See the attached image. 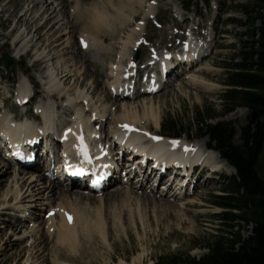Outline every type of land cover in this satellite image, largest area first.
<instances>
[{
    "label": "rangeland",
    "instance_id": "1",
    "mask_svg": "<svg viewBox=\"0 0 264 264\" xmlns=\"http://www.w3.org/2000/svg\"><path fill=\"white\" fill-rule=\"evenodd\" d=\"M25 1L23 0V3H21L18 2V0H0V107H5L7 114L10 115V118L13 119L14 116H19L16 119H20L24 116V113L19 114L17 112H13L19 108L21 100L20 92L22 90L29 91L33 95H39L38 101L34 100L33 103L26 105L22 111H28V109H30V112L32 111L31 113L40 115L39 112H37L38 106H43L45 103H49L55 108L51 107L56 121L59 123L61 121L60 119H62L61 117L65 118L66 114L69 113L68 102L72 98H75L79 102L80 105L77 108L80 109V113L82 115L86 114L88 117L94 109L99 107V111L105 112L103 108L106 107V102L108 101L106 93L108 94L110 92L111 94V89H109L111 86H109V82H111L112 79L109 74L111 73L113 65H118L120 62L119 53L122 51V46L119 42L121 39L128 40L130 36L132 37L135 35L137 41L134 37H132L133 41L139 42L136 49L130 48L127 52L130 53L131 51V58L134 64L127 62L128 60L126 57L124 59L125 64H123L122 67V73H127L126 75H128L130 70H132V67L136 65L138 72L135 76L130 77L128 81L131 82V85L134 84L137 87L139 85L148 84V81L142 76L144 74V70L141 66L151 61L153 57H157L159 54H181L183 46L182 42L186 41V39L190 37V34H192L195 41H198L197 43L200 44V46H205L206 55L203 61H195L196 63L193 62V66L190 65L189 67V65L185 66V64H182V61H178L179 59L172 60L171 65L168 66V68H170V77L167 78V83L163 85V88L157 94H154V96H148L146 94L144 96L137 98L134 97L126 101H116L117 103L123 105L124 109L125 104L134 103V106H137L140 105L137 103H140L143 100L149 101L152 97H155L153 107L156 112H161L159 127L161 135H163L162 123L167 119L174 120L177 121L178 124H183L185 126V130L190 132V137H187V135L184 134L179 138L182 140L186 139L191 144H199L201 147H204L205 144L210 147L211 143L209 138H199L197 136L199 133H197V127L194 124L197 108H199L204 112V114H206V116L214 117V119L209 120V123L211 124H215L217 122L232 123V126L237 132L236 141H240V130L247 123L248 110L238 107L228 115L221 116L219 114H221V112L225 109V106L228 107L222 101L221 95L229 89L226 85V81L230 73L232 65L231 62L233 60H235V62L241 61V58L238 56V52L242 47V41L249 39L248 13L251 15L252 11L255 13L256 10L255 5L252 4L250 0H210L211 4L209 6L202 3V0H198L199 6L195 3L190 8V11L197 12L198 16L194 13H190L187 16L186 21H178L175 16L181 15L186 17L183 14V10L188 4V0H147V3H150V10L153 12L152 14L154 17H151L146 22L144 20L145 17L143 16L145 11L148 10V7L143 8L140 10L138 18L141 22L138 23L134 19H131L125 28L118 22L117 24L119 27L117 26V31H119V33H117V35L109 36L108 41L105 40V42L102 40L103 36H98V39L95 38V40H93L94 46H92V50L87 48L89 54H83L79 51V55H77L74 50H79V46L82 45V25L76 22V25H79V27L75 28L74 23H71L72 17H68L69 15L67 12L69 11V7L67 5L62 9V14L60 15V19L65 17V20L60 22L59 25L61 26L65 23L68 24V29L63 31L65 35L62 40H67L69 37H72L71 39L74 41L70 52L73 56L71 57L76 60V69H79V81L77 80V77H73L72 83L69 84L68 82L66 84V90H62L64 89L62 85L54 87V96L52 97L47 96L50 86L46 85L47 81L43 79V76L46 75L45 73L48 68L53 72L55 71V74L58 75L63 69L58 70L56 66L58 64L59 66L64 65L67 60L70 62V57H66V54H62V47L59 46L60 41L58 43L57 41L54 43L58 46L53 45L57 48L52 52H49L46 47L41 48L40 53L44 52L45 55H49L50 61L40 64L39 66L36 65L35 59L32 55H22L19 57L17 54H19V52L20 55L23 53L21 52V49L14 52L16 43L15 40L17 38L16 35L19 31H14L16 24L13 21L5 22L6 19H4V15H8L6 17L7 19L8 17L10 18V15L13 19L18 18L20 22L18 21L17 25L21 28V30H24L26 28V24H22L23 20H20V15L25 9ZM42 1H44L45 4L47 3L46 5L48 6L47 8L41 7L43 9H48L49 6L51 7L53 5L52 0ZM49 1L51 2L49 3ZM53 1H57L55 4L58 3V7L61 6L60 8L63 7L61 5L62 2L65 4L66 1H68V3L71 4L70 0ZM110 1L115 0H88L87 3L89 4L86 3V5L90 8L89 5H93L92 3L96 2L99 3L100 6H107V3ZM157 4H159L160 10L157 8ZM145 6L146 5H144V7ZM2 8L4 10L3 13H1L3 11ZM110 13L114 18L117 17V13L115 11L113 12V10H111ZM138 24L140 25V28L137 27ZM47 25L48 24H44L42 26L43 29L40 27L38 28L37 33L41 32L40 36L43 32L46 33L48 30ZM257 26H259L258 23ZM62 28H64V26H62ZM137 29L142 30L140 36H137ZM32 30V36H34L35 27H33ZM116 37H118L117 40ZM78 38L80 44L77 42ZM32 45L33 43L29 44L28 48H32ZM112 46H115L116 48H113ZM17 48L19 47H16V50ZM137 51L140 52V58L138 60L135 59ZM13 53L15 54L14 56ZM86 55L90 56L92 61L104 60L102 67L99 68L100 72L103 71L105 74L102 84L98 76L95 77L98 83H95L94 79H91L85 74L86 71L84 66L79 64L78 61ZM4 60L12 61L13 65L7 69L6 64L3 65ZM82 60L83 63H85L84 65L85 68H87L86 70L92 73L91 69L94 68V64L92 65V63H90L89 58H83ZM34 63L36 68L33 67ZM178 66H183V68L180 67L182 69H178ZM203 68L206 69L204 70ZM189 71L190 74H194V76L197 77V80L204 81L208 85H219L220 87L216 86V89L213 90L197 87L190 76L188 79L183 78L184 75L186 76L185 73ZM22 73L27 75L31 74L32 82L30 81L29 83L26 76ZM66 73H68V71ZM63 75L58 76V78H61ZM3 77H8V79L14 77V80L5 81L3 80ZM179 79L180 81L176 83L174 82ZM74 80L78 81L76 83L77 85L74 84ZM21 84H24L27 89H22ZM73 91H76V95L74 97L72 96L74 93ZM92 92H94V94ZM83 94H85L88 99L84 100L85 103L82 102L84 97ZM8 97L12 98L11 104H8V102L5 101ZM110 97L114 98L112 97V94ZM111 101L114 103L115 99ZM112 103H108L107 106L111 107ZM59 104L63 105L61 110L56 109ZM110 107H108V112L107 114L105 113L104 118L105 120L109 117L108 121L106 119L104 125V131L108 136V139H105V141L111 139L113 131L122 127L121 123H124L125 121V112L123 109L122 111H116L115 106H112V108ZM84 110H88V112ZM140 113L142 114L143 110H140ZM28 121L30 123L34 122L35 125L36 123H39L30 116H28ZM97 121H94V124ZM150 125V129L156 131L154 124L151 123ZM100 126L101 124L97 127ZM111 144H114L112 140ZM23 157L29 159L32 157V154H24ZM33 157L40 158V161L43 162V156H39V154L37 156L36 153ZM0 158L5 159L1 151ZM10 164L12 170L16 171L19 169V166L15 165L14 162H10ZM157 171H159V168ZM0 172H3L2 167H0ZM35 172L37 174H41L38 171ZM232 175L234 174H229L226 170H222L219 174L215 175L209 168L206 169V171H203L202 168L195 171L194 178L195 182L198 183L196 189L192 190V188L187 186V199L185 200L179 201L174 200L173 198L170 199L171 203L176 204L178 207L175 205L169 206L168 203L166 204L158 200H156L157 203L155 204L148 202L146 198L142 197L144 191L142 188H136L139 189L138 192L134 190V187L137 184L136 180H134L132 184L130 183L126 185L123 181L120 182L121 177L123 176L118 177V181L115 182V184H120V187L122 188V191L118 194L119 197H113L116 190L114 191V194L113 192L112 194H109L115 185L110 184L102 192H92L85 189L84 191H86V193L84 194L87 196L82 194L84 195L83 197L87 199H89L88 196L91 195H95L98 200L102 198V203L95 202V198L94 200L90 199L91 202L82 198L84 200L83 203H79L78 198L74 194L76 191H80L75 189L81 186L74 183L69 189L72 198L70 197L71 199L69 198L68 200V202L74 206L73 212L75 211L76 213L77 208L78 212L80 211L81 217L83 216L82 219L85 218L87 221H92V223H94L99 216L104 217L107 213L109 224L111 226L110 231L106 233L105 238L101 237L98 233H96L92 238H89L90 236H86L84 238L82 237V242L80 243L81 252L79 251V253L76 249H71L72 247L70 246H67L64 249L59 248V245L57 244L56 230L53 232L47 231L48 223L46 221L48 220L49 215L55 216L56 210L53 212L54 215L51 214V212L48 213L46 211L47 208L44 210H38L37 212L42 211L41 213L43 216L37 217L35 219L36 222L34 220V222L31 221L32 219L30 220L29 218L24 220L23 223L26 228H23L21 231L18 230L16 232H12L9 228L5 229L3 217H8L11 223H16L18 221L16 215L19 213L22 214V211H24L25 208L30 211H28L29 213H32L33 211L30 209L31 206H29L30 208H27L29 205L28 202L23 203V205H25L24 209H11L9 206L16 205L17 203L13 198L10 203L11 205L7 206V209L3 210L0 214V264H65L63 261H75L74 264H109L111 258L114 260V263L111 262V264H128L126 261L130 262L132 259H139V257L141 258L139 259L140 262L138 264H154L155 260L161 256L181 254L187 251H189L192 256L199 258L205 255L207 250L198 246L218 234V229L221 225V220L218 218V215L225 210L217 205L216 202L219 201L217 196L225 195L224 189L230 187L228 182L230 181V177ZM9 176H12V174L9 173L3 176L0 174V182L5 181L4 183L8 186L14 179V175L11 179ZM46 180H49V177ZM178 181L179 178L176 179V183H178ZM7 186H5L4 191L7 189ZM60 186L67 185L60 183ZM149 187L150 185H147L146 188L148 189ZM160 191L163 193L161 194ZM147 192H149L150 195H155L158 199L160 198L165 200L167 199L166 196L168 197L169 194H172L170 191H164L162 183L155 186L152 192H150V188ZM127 193H130V195H127ZM47 194L48 193L45 192V198L48 197ZM66 196L70 195L66 194ZM62 199L63 196L57 197V201L55 200L54 204L50 203L52 200L46 202L43 200L41 201V204L50 203L48 205L49 208L52 204L53 206H56L58 203L62 202ZM191 202L198 204L194 207H187V204ZM39 206L43 205L39 204L38 207ZM7 211L14 214L6 215L3 213ZM85 219H83V221ZM122 219L124 221L123 225H118L119 221ZM57 221L58 217H56V222ZM38 225H40L39 231L37 233L31 232L34 230L32 226L35 227ZM251 230V225L248 227L245 225L243 226L242 235L244 238H248L251 235ZM24 232H26L28 236H24ZM106 239L107 242L105 243ZM35 241L36 244H34ZM8 243L14 244L12 246H8ZM15 246H21V249L15 248ZM57 248L63 250L66 254ZM14 251L16 254H12ZM59 251L63 254L61 255Z\"/></svg>",
    "mask_w": 264,
    "mask_h": 264
},
{
    "label": "bare ground",
    "instance_id": "2",
    "mask_svg": "<svg viewBox=\"0 0 264 264\" xmlns=\"http://www.w3.org/2000/svg\"><path fill=\"white\" fill-rule=\"evenodd\" d=\"M22 1L23 0H18V2L23 3ZM70 1H71V4L68 3V1H66L65 4H64V2H62L61 5L63 7L60 8L61 6L58 7V3L55 4L57 1L52 0L53 5L50 4L52 6L51 7L49 6L48 9L44 8L45 9L44 10L41 7H46V8L48 7L46 5L47 3L45 4L44 1H42V0H26L24 2L25 3V9L23 10V13L20 15V20L21 19L23 20L22 24H24V23L26 24V28L24 30L23 29L21 30V28H19V26L17 25V23L19 21L18 18L13 19L11 15H10V18L8 17V19L6 18L8 15H4L5 18L3 17L4 19H6L5 22L13 21L16 24L14 31H17V30L19 31L18 34L16 35L17 38L15 40L16 43H15V47H14V52L18 51L20 49H21V52H23V53H21V55H20V52H19V54H17L19 57L22 55H25V56L32 55L33 58L35 59L36 65L39 66L40 64L46 63L47 61H50L49 55H45L44 52L40 53V50L42 47H46V49H48L49 52L54 51L57 48V47H54L57 45V44L56 45L54 44L56 41H57V43L60 41L59 46L62 47V52H63L62 54H66L65 55L66 57L67 56L70 57L69 58L70 62H68V60H67V62L64 63V65L59 66V64H58L56 66L58 70L63 69V70H61L62 72L60 71L61 75L64 74L61 78H58V76H61L60 72L58 75H56L55 71L53 72L49 68L47 69V71L45 73L46 75L43 76V79L45 81H47L46 85L50 86V89L48 90V95H47L48 97L54 96V87H56V86L59 87L60 85H62L64 87V89H62V90H66V88H65V87H67L66 84L68 82H69V84H71L73 81V77L74 78L77 77V80H78L79 69H76V60H74L72 58L73 56H72V53L70 52L72 49L71 46L73 45L74 41H72L73 40V39H71L72 37H69V39H67V40H62L63 36L65 35V33H63V31L68 29V24H66V23L61 25V26L59 25L60 22L65 20V17L63 19H60L61 18L60 15L62 14L61 11L63 8H65L68 5V7H69V11L67 12L69 15L68 17L69 18H70V16L72 17L71 23H74L75 28L79 27V25L78 26L76 25V22H78V24L82 25V31L83 32L81 33V41H82V45L84 47L82 45H80L79 50H74V52H76L77 55H79V51L82 52L83 54H89L87 51V48L92 50V48H93L92 46H94L93 40H95V38L98 39V36H103L102 40L105 42V40L108 41L109 36L117 35V33H119V31H117V26H118L117 23L118 22H119V24L124 26V28L131 21V19H134L138 23L141 22V20H138V18H139L140 10H142L143 8L148 7V10L145 11V14L143 12V14H144L143 17H145L144 20L146 22L151 17H154V15L152 14L153 12L150 10L151 9V6L149 5L150 3H147V0H115V1L108 2L107 3L108 7L103 6V5L100 6L99 3L93 2L92 3L93 5H89L90 8H88L87 7L88 5H86L88 0H70ZM50 2L51 1H49V3ZM87 4H89V3H87ZM152 4H154V3H152ZM59 5H60V3H59ZM144 5H146V6L144 7ZM147 5H149V6H147ZM157 8L160 10L159 4H157ZM2 10H3V8H2ZM111 10H113V12L115 11L117 13V17L114 18L111 15V13H110ZM3 12H4V10L1 13H3ZM177 16L180 17L181 15H177ZM40 22H42V23H40ZM44 24H48L47 25L48 30L46 31V33L43 32L42 35L40 36L41 32L37 33V31H38L39 27L43 29L42 26ZM6 26H8V25H6ZM62 26H64V28H62ZM33 27H35V30H34L35 35L34 36H32V32H33L32 28ZM137 27L140 28V25L138 24ZM137 31H138L137 36H140V33L142 32V30L137 29ZM118 37H116V40ZM132 37H134V39L136 40L135 35ZM132 37L130 36L128 40L120 38L121 40L119 43L122 46V51H120V53H119L120 54V56H119L120 62L118 65H113V67L111 69V73L109 74L112 81L109 82V86H111V88H109V87L108 88L111 89V94H112V97H114V98L110 97L111 96L110 92L108 93L110 96L106 93V97L108 98V101L107 102L104 101V102H106V107L103 108V110L105 112L99 111V108H100L99 107V108L94 109L90 113V115H88V117L86 114L82 115L80 113V109L77 108L80 105L79 102L75 98H72L68 102L69 113L65 112V113H67L66 117L65 118L61 117L62 119H60L61 121L59 123L58 121H56V118L53 114V110L51 108L53 106H51L49 103H45V105H43V106H38L37 112H39L40 115L33 114V113H31L32 111L30 112V109H28L27 113H24V116L20 119H16L19 116L18 117L14 116L13 119L10 118V115L7 114L5 107H3V106L0 107V113H1L0 114V116H1L0 117V119H1V121H0V134H4L9 139L10 143L13 142L12 139H13V136L15 134V136H17V140H19L22 147L25 148V151L32 153L33 155L37 153V156H38V153L41 154L43 152V157L44 158L47 157L48 159H50V157H49L50 150H57L58 144L60 143L59 141L63 140L66 152L63 153L61 159L59 160V166L56 167V168H58V170L56 171L55 176L58 173H60L61 170H63V167H64L63 163H65V162H69L72 166H75V167H72L70 171L74 170L75 173L78 171L79 173H82L84 175L81 179L79 178L80 175L74 176L75 178H70V177L66 176L64 178L63 182H64V184H67L68 186H60V183H58L57 181L46 180L47 177H46V174L43 173V171L41 174H37L36 172L32 171V170H35L37 167H39L40 166L39 164H31V165L26 164L27 166L19 165L20 168L18 170L14 171L10 167L11 164L6 162L8 160H6V159L4 160V159L0 158V167H2V171H3V172H0L1 176L7 175L9 173L12 174V176L14 175L13 181L10 182V184L8 186L6 185V183H4L5 181L0 182V196H1L0 214L3 210L7 209V206L11 205L10 203L12 202L13 198H14V200H16L17 203H16V205L9 206L11 209H13V208L24 209L25 205H23V203L28 202L29 205L27 206V208H30L29 206H31L30 209L33 210L32 213H29L30 211L25 208L24 211H22V214H20V213L17 214L16 216H17L18 221L16 223H11V221L8 219V217L7 218L3 217L5 229L9 228L12 232H16L18 230L21 231L23 228H26L25 224L23 223L25 218H29L30 220L32 219L31 221H33V220L35 221V219L37 217L43 216V214L41 213L42 211L41 212H37V211L38 210H44L47 208L46 211L48 213L51 212V214H53V212L56 210L55 216L49 215L48 220L46 222L48 223L47 231L53 232L56 230V232H57V244L59 245V248L64 249L65 247L70 246V247H72L71 249H76V251L79 253V251L81 249L80 243L82 242V240H81L82 237L84 238L86 236H90L89 238H92V237H94V235L96 233H98L101 237L105 238L106 233H108V231H110V228H111V226L109 224V220H108L109 219L108 214L105 212L106 215H104V217L99 216L98 219H96L94 221V223H92V221H87L85 218H83V219H85L83 221V219H82L83 216L81 217L80 211L78 212V209L76 208V213H75V211L73 212L74 206H73V204L68 202V200L71 197V194L69 192L70 186H72L74 183H77V184L79 183V184L88 188V189L79 188L78 190H80V191H76V193L74 194L78 198L79 203H83V201H84L83 199H86L89 202H91L90 199L94 200V198L96 199L95 202L102 203V198H100L98 200L95 197V195L94 196H92V195L88 196L89 199L84 198L83 197L85 195L84 193H86V191H84V189L92 190V192L94 191L91 188V185L89 186L87 181L89 180V182L92 184V181L96 177V175H94V174L91 175V173L93 171L97 172V170H99V167H101L102 164H106V165L109 164L108 158L105 156H107V154H111L112 152L116 153L117 158H118V162H120L125 157H131L132 158V161L130 162V164L128 162V164H125V166L128 168L132 167V170H130L128 172V174L136 173L140 177L139 180L137 181V183H139V184H137V186L134 187V190L136 192H138L139 189H136V188H138V187L142 188L144 190L142 197L146 198L148 202H152L154 204L157 203L156 200H158V201L164 202L166 204L168 203L169 206L175 205L176 207H178L176 204L171 203L170 199L173 198L174 200H179V201L185 200V199H187V197H186L187 193L185 190V188H186L185 183L182 184V181H183L182 179H180L179 182L177 184H175L174 182L171 183V181H169L168 178L162 176V177H160V181L164 183L163 185H166L169 183L170 184L169 186L170 187L172 186V189H173V190L171 189L173 191L172 196H168V197L166 196V198L168 200L167 199L165 200V199H160V198L158 199L157 197H155V195H150V193L147 191L149 188H150V192L153 191L154 186H155V182L157 181L158 178L156 175H150V174L146 175V174L142 173V170L147 171L148 165L152 164V162H150L147 159L148 155L160 156V158L163 159L165 157H173L174 155H176V153H173V152H177V151L189 152V154H187V156H186L187 158L196 159V161H200L202 159L203 166H204L203 171H206V169L211 168V172H213V173L216 171L221 172L222 170H226L227 173H229V174L235 173L234 168L231 167L225 160H223L216 151L209 148L207 144H205L204 147H201V146H199V144L189 143L186 139L182 140L181 138L176 139V138H169V137L161 136L160 131H159L160 121H161V115H160L161 112L160 113L156 112L155 108L153 107V102H154L155 97H152L149 101L143 100L140 103H137V104H140L137 106H134V103L125 104L124 109H123V105L117 103L118 100L126 101V100L132 99L134 97L137 98L140 96H144L145 92H141L139 90L140 88H146L147 87L148 90H149V88L153 89L152 92H155V94H157L160 91V89L163 88V87H161L162 82H160V74H158V72H157V74L152 77V81L155 80V82H153V84H151V82H149L148 86L143 84V85H139V86L135 87L134 91L130 90L131 89V87H130L131 82H129L128 79L132 76H135L137 74L138 70L135 71L136 65H134L132 67V70H130V73L128 75H126L127 73L126 74L122 73V70H123L122 67H123V64H125L124 59L126 57L128 60L127 62L134 64V62L131 58V51H130V53H127V52L130 48L136 49L139 42H136L137 40L133 41ZM77 42L80 44L79 38H78ZM31 43H33L32 48H28V45ZM85 44H86V46H85ZM16 47H19V48H17V50H16ZM112 47L116 48L115 46H112ZM188 47H190L188 50L182 51L181 54H177V55L172 54L171 57L172 58L175 57L177 60L179 58H181L180 60H185V62L183 64H185V66L189 65V67H190V65L193 66V64H194L193 60H195L196 62H198L200 60H202V61L204 60V57L206 55L205 54L206 50L204 48L205 46L204 47L200 46V44H198L197 41H195V38L193 37L192 34H190V37H189V46ZM14 55L15 54L13 53V56ZM83 58H89L90 63H92V65L94 64L93 65L94 68L91 69L92 73H90V72H88V70H86L87 68H85V65H84L85 63H83V60H82ZM103 61L104 60L92 61L91 57L86 55V56L82 57L78 62H79V64H82L84 66V69L86 71L85 74L87 76H89L91 79H94L95 83L97 82L95 77L98 76V78L100 79V82L102 84L105 74L103 73V71L100 72L99 68L102 67ZM35 63L33 65L34 68H36ZM168 63L169 62L166 61L164 54H163V56H162V54H159L158 59L149 63V65H153V68L161 69V71L164 73V65L166 64V66H167ZM95 64H97V65H95ZM203 69L205 70L206 68H203ZM208 69H210V68H208ZM67 71H68V73H66ZM22 74L24 76H26L29 83H30V81L32 82L31 74L30 75H27L25 73H22ZM185 74H186V76L184 75L183 78L188 79V77L190 76V78L194 81L195 85H197V87H199V88H207V89L213 90V89H216V86H219V85L214 86L212 84L208 85L204 81L197 80V77L194 76V74H190V71L186 72ZM188 74H190V75H188ZM169 77H170V72L168 73V76L166 77V79ZM3 80L13 81L14 77H11V79H8V77H3ZM77 80H74V82H75L74 84H76L79 81V80L78 81ZM56 81H57V83H56ZM178 81H180V79L175 80L174 82L176 83ZM169 82H171V81H169ZM166 83L167 82H165V84ZM21 85H22V89H27V87L24 84H21ZM19 90H21V89H19ZM25 92H27V93H25ZM73 92L74 93L72 94V96L74 97L76 95V91H73ZM125 92H129V93H127V95H125ZM92 93L94 94V92H92ZM83 95H84V97H83L82 102L85 103L84 100H88V99H87V96L85 94H83ZM26 96H29V99H28V102L25 104H31L34 102V100L35 101L39 100L38 94L33 95L29 91H25V90L23 91L22 90L20 92L21 103H24L23 101L25 100ZM148 96H150V95H148ZM152 96H154V94ZM113 99H115L114 103H112V101H111ZM5 101H7L8 103H12L11 102L12 98L8 97ZM108 103H112V106H115L116 111H122V109H123L125 112V116H124L125 121H124V123L120 122L122 124V127L118 128L116 131H113L112 137H117L118 140L121 139V141L124 143V145H126L129 148L134 146V145H139L140 142L146 143V144H144V146L146 148H148V150H145L144 148H141V146H139L138 148L133 149V151L131 153H128L126 150L120 149L121 147L116 148V147H118V145H115L113 147L114 150L113 149L110 150L109 147H105L104 149H102V144H104V142H105L104 140H101L102 135H103V138L105 137V139H108V136L104 131V125H105L106 119H107V121L109 119V117H107L104 120L105 113L107 114L108 107H110V106H107ZM112 106L110 108H112ZM62 107H63V105L59 104L57 106V109L61 110ZM40 108H41V110H40ZM84 108H85V106H84ZM20 110H21V108L19 107L17 110H15V112L18 113V111H20ZM140 110H143L142 114L140 113ZM84 111L88 112V110H84ZM159 111H160V109H159ZM55 112H56V110H55ZM28 116H30L32 119L39 122V123H36L37 127L34 124V122L31 121L32 123H30L28 121ZM94 121H97V122L94 124ZM151 123L154 124L156 131H153L152 129H150ZM99 124H101V126L97 127ZM25 128H26V130H25ZM127 128H132L133 132L125 131V129H127ZM58 132H60L59 141H58V139H56V135ZM42 135L44 136L43 141H39V137ZM123 136H125L124 139H123ZM155 137H159L160 139H155ZM78 138H79V140H78ZM34 140L37 143L34 144L33 147H31L30 143H32V141H34ZM78 141L80 143L81 142L84 143L85 148H87L89 150L90 155L92 157L89 160L91 163V166H89V163H80L78 166H76V164L78 163L77 157H80V155L82 154L81 148H84L82 143L78 144ZM109 141L110 140H108V142ZM173 141H175L177 143L173 144ZM126 146H125V148H126ZM76 147L79 149H77ZM134 151H136L138 154L135 153ZM7 152L9 155V153H11V150H8ZM54 161H55V159H54ZM137 164H139L138 166H140V167L136 168ZM141 166H143V167H141ZM162 166H166L167 171L169 173H172V175H174V177H176V178L180 177V176H185L187 179H189V176H187L185 173H183V172L181 173L179 170L174 169V168H173L174 170H172V167H170L167 164H159V167H162ZM27 169H29V170H27ZM86 170L91 171V172L84 174V172ZM108 170L109 171H107L105 174H103V177H106L107 174H109L110 172L113 173V177L111 179L105 181V184L111 182V184L114 185L115 182L118 181L117 168L115 166L109 165ZM12 176H9V178L11 179ZM63 177H64V175H63ZM197 179H198V177H197ZM122 181H124V183L127 181L125 183L126 185L133 183L131 178H128V175L123 176L121 178L120 182H122ZM197 184H198L197 182H191L189 184V187L192 188L193 190H195ZM147 185H150V187L148 189L146 188ZM5 186H7V189L4 191ZM163 189H165L164 186H163ZM75 190H77V189H75ZM115 190H116V192H115V195H113V197H115V196L119 197L118 194H120V192L122 191L120 184H115L113 189L111 190V192L109 194H112V192L114 194ZM45 192L48 193L47 194L48 197H46V198L44 197ZM162 193L163 192H161V194ZM66 194L70 195V196H66ZM82 194H84V195H82ZM127 195H130V193H127ZM29 196H31V197H29ZM61 196H63L62 202L58 203L56 206H53L56 198L61 197ZM85 196H87V195H85ZM64 199H65V201H64ZM43 200H45L44 202L52 200L50 202V203H53L52 206H50L48 208V205L50 203H47V204L42 203L41 204V201H43ZM39 204L43 205V206L38 207ZM44 204L46 205V207ZM197 204L198 203L191 202V203L187 204V207H194ZM3 213L6 215L14 214V213L9 212V211L3 212ZM56 217H58L57 222H56ZM135 219H136V217H135ZM123 222H124L123 219L120 220L118 225L122 226ZM32 228H34V230H32L31 232L37 233L40 229V225L35 226V227L32 226ZM95 229H96V231H95ZM24 236H28L26 234V232H24ZM106 242H107V239H106L105 243ZM13 244L14 243H11V244L8 243L7 245L12 246ZM34 244H36V241ZM15 248L21 249V246H17V247L15 246ZM59 248H57V249H59ZM61 249H59V250H61ZM61 251L64 252L63 250H61ZM59 253H61V252L59 251ZM12 254H16V252L14 251V252H12ZM62 254L63 253H61V255ZM140 258L141 257H139V259ZM139 259H134V260L132 259L133 262L131 264H138L140 262ZM111 262L114 263L113 258L110 259L109 264H111ZM126 262L128 264H130V262H128V261H126ZM63 263L74 264L75 261L74 262L63 261ZM124 264H126V263H124Z\"/></svg>",
    "mask_w": 264,
    "mask_h": 264
},
{
    "label": "trees",
    "instance_id": "3",
    "mask_svg": "<svg viewBox=\"0 0 264 264\" xmlns=\"http://www.w3.org/2000/svg\"><path fill=\"white\" fill-rule=\"evenodd\" d=\"M250 1L256 10L248 13L249 39L242 41L238 52L241 61L231 62L226 81L229 89L221 95L228 107L219 114L228 115L238 107L248 110L240 141H236L232 123L211 124L209 120L214 117L199 108L194 124L197 136L209 138L210 147L236 170L228 182L230 187L224 189L225 195L217 196V205L225 210L218 215V234L198 246L207 250L199 258L187 251L161 256L154 264H264V0ZM195 3L188 0L185 9L190 10ZM162 134L190 137L183 124L169 119L162 123ZM244 225L252 228L248 238L242 235Z\"/></svg>",
    "mask_w": 264,
    "mask_h": 264
},
{
    "label": "water",
    "instance_id": "4",
    "mask_svg": "<svg viewBox=\"0 0 264 264\" xmlns=\"http://www.w3.org/2000/svg\"><path fill=\"white\" fill-rule=\"evenodd\" d=\"M140 58L139 52H137L136 59L138 60ZM13 65L12 61L7 60L6 61V68L9 69Z\"/></svg>",
    "mask_w": 264,
    "mask_h": 264
},
{
    "label": "snow or ice",
    "instance_id": "5",
    "mask_svg": "<svg viewBox=\"0 0 264 264\" xmlns=\"http://www.w3.org/2000/svg\"><path fill=\"white\" fill-rule=\"evenodd\" d=\"M85 46H86V44H85ZM155 139H160V138L159 137H155ZM175 143H177V142L173 141V144H175Z\"/></svg>",
    "mask_w": 264,
    "mask_h": 264
}]
</instances>
